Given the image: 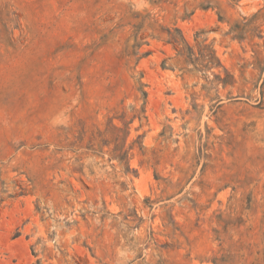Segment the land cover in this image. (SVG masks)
<instances>
[{
    "label": "rangeland",
    "instance_id": "374dc122",
    "mask_svg": "<svg viewBox=\"0 0 264 264\" xmlns=\"http://www.w3.org/2000/svg\"><path fill=\"white\" fill-rule=\"evenodd\" d=\"M0 264H264V0H0Z\"/></svg>",
    "mask_w": 264,
    "mask_h": 264
},
{
    "label": "trees",
    "instance_id": "16d2710c",
    "mask_svg": "<svg viewBox=\"0 0 264 264\" xmlns=\"http://www.w3.org/2000/svg\"><path fill=\"white\" fill-rule=\"evenodd\" d=\"M198 6L203 9L207 8V5L204 3H199ZM175 32L176 33L169 32L166 42L171 43L177 51L176 58L181 57L183 59V63H192L194 66L197 63H199L202 67H215L220 65L219 60L215 55V51L209 45L200 46L196 55L180 31L175 29Z\"/></svg>",
    "mask_w": 264,
    "mask_h": 264
}]
</instances>
